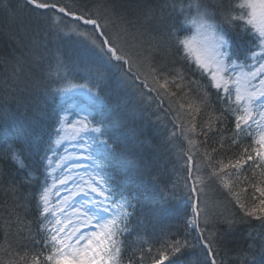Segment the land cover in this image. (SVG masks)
<instances>
[{"label":"trees","instance_id":"16d2710c","mask_svg":"<svg viewBox=\"0 0 264 264\" xmlns=\"http://www.w3.org/2000/svg\"><path fill=\"white\" fill-rule=\"evenodd\" d=\"M47 1L69 12L91 13L92 19L99 16L102 24H108L107 35L133 40L142 76L154 86L145 60L147 45L125 35L109 12L115 6L132 14L137 5L159 8L165 0ZM202 2L215 11L219 22L222 10L217 3L230 9L233 17L247 11L239 6L242 0ZM28 7L25 0H0V264H51L46 260L51 253L39 243L44 233L37 229L36 200L28 197H36L50 180L46 161L65 108L57 91L65 82L55 75L58 62L65 66L62 76L69 74L74 82L90 84L103 100L102 106H92L91 119L104 128L103 138L113 151L99 153L98 158L116 190L110 194L113 201L134 206L128 209L132 213L126 218L128 231L118 237L122 242L119 264H206L198 231L204 233L201 239L219 234L217 264H264V219L255 218L264 217L260 204L264 159L256 156L259 148L252 135L237 133L239 107L233 97L217 90L209 75L174 42L154 57L165 77L155 84L165 109L147 105L129 95L128 87L103 67L96 52L74 37L49 29L45 20L51 18L40 20L37 14L45 15L44 11ZM224 27L232 46L243 53L233 59L245 62L257 49L259 36L244 19ZM84 62L102 67L104 80L94 71L90 76L82 71ZM12 148L21 150L32 174L23 200L20 192L10 190L25 174L9 158ZM42 157L46 159L41 163ZM212 173L216 176L210 178ZM194 205L198 230L189 225ZM225 221L234 224L226 227ZM174 237L187 240L188 249L179 254L172 251L168 244Z\"/></svg>","mask_w":264,"mask_h":264},{"label":"snow or ice","instance_id":"6c2138e0","mask_svg":"<svg viewBox=\"0 0 264 264\" xmlns=\"http://www.w3.org/2000/svg\"><path fill=\"white\" fill-rule=\"evenodd\" d=\"M27 5H31L36 9H49L56 8V5L40 3L38 0H26ZM241 8L250 10L248 12L247 24L253 25L259 33V39L264 43V0H242L239 5ZM217 8L221 9L222 20L219 24L216 22L215 11L209 9L202 0H190L188 3H184L183 0H165V4L159 8H152L148 5H137L135 9L129 11L120 10L113 6L109 12L110 17H114L121 25V31L133 38H139L140 45H147L144 51L147 53L145 60L149 62L148 75L151 76V83L155 85L159 79H165L163 69L154 63V57L161 55V52L166 50L168 45L174 40L176 47H182L186 52L192 54L194 49L192 43L188 39H180L177 35L180 27L184 23L191 24L195 27L197 35L202 32H210L213 36V42L211 50L208 55L202 57L199 54L195 55L196 63L201 68L209 70L212 80L215 82L214 87L217 90H222L226 97L231 95L229 88V80L225 79L228 72H230L234 65L232 58L234 55L243 56L242 52H238L231 44L230 39L227 37V29L224 25L234 26L236 19H243V17H233L230 9H224L222 4L217 3ZM59 12L65 13L69 17H73L83 26L91 25L93 28V35L89 36L85 32L77 33V35L92 49L95 50L97 55L102 58V65L110 72H114L118 75L121 82L129 87L133 91H141L148 89L146 99L151 101V92L158 91L155 86L149 88V80L147 76L141 79L142 73L140 72V65L132 59L130 51H125L119 43H117L118 37H112L107 35V23H101V18L97 16L96 19H92L91 13L77 14L69 12L65 8H59ZM14 14V10L13 13ZM88 17V18H86ZM183 17V20L180 18ZM105 20L108 17L104 18ZM152 31H149V28ZM167 29V31H164ZM63 62H58L55 70V75L66 79V75L62 76L61 70L64 68ZM135 69V70H134ZM261 70H264V65L261 66ZM97 71V78L103 79L104 73ZM256 72L250 73L246 85L242 91L240 81L236 80L235 84V103L238 107L242 108L243 114L235 115V129L237 133L244 131L247 128H251L256 125L259 128L264 125V81L260 82V86L256 87L251 84L252 78L256 76ZM78 87V86H77ZM47 91H51L48 89ZM62 94H68L73 91L72 88L58 89ZM89 92H93L91 88ZM42 94L44 92L42 91ZM174 95V94H173ZM96 103L101 102V98L98 92H94L92 96ZM162 103V102H161ZM85 122L82 127L85 133L91 132L94 135L92 139L93 145H96L98 153H111L113 151L112 145L108 143L105 136V130L101 126H94L91 129L87 126V118H84ZM251 135V133H249ZM261 147H264V133H262L259 139L256 141ZM256 156L264 159V152L257 151ZM9 158L17 165L24 175L20 177L19 184L13 185L11 191L20 192L19 199L26 198L23 193V189L26 188L32 180V174L28 172L27 165L24 163L23 153L20 149L12 148L9 150ZM46 157L41 158V163ZM248 161L253 160L252 155H248ZM235 168V166H233ZM216 176V173H212L210 178ZM62 182V181H61ZM102 184H108V188H104L101 191V196L107 200L109 196H105V192H115L108 180L102 181ZM261 195H264V190H260ZM121 199H124V194L119 193ZM28 199H35L38 209V225L39 232L44 233L39 243L49 250L51 253L46 257L51 264H62V258L71 252L72 254L79 255L81 252H87L91 250L93 258L98 256V264H113L114 256H118L120 253V244L122 243L118 237L125 234L128 231V223L126 218L132 213L127 209L134 208V206L125 201L121 204V208L124 209L117 215L112 214V209L109 206H103L98 204L95 210H89L92 212H81L80 209H74L71 215H64V209L59 210V215L64 218L59 219L55 213H52L49 207V201L47 197V190L42 188L36 197H28ZM261 205H264V200L260 201ZM241 208L244 205H240ZM264 212V208L261 209ZM53 216L52 220H49V215ZM247 216H253V212H247ZM75 217V218H73ZM256 219H264V217L256 216ZM234 222L225 221L226 227H232ZM51 225V226H50ZM189 225L194 229H199V223L196 219L189 221ZM204 233L198 231V239L200 246L206 253V264H217V246L221 243L219 234L214 238L201 239ZM33 243H37L33 239ZM168 244V242H166ZM168 247L179 254L189 247L187 240L174 237L172 242L168 244ZM164 259H168L167 256Z\"/></svg>","mask_w":264,"mask_h":264},{"label":"rangeland","instance_id":"374dc122","mask_svg":"<svg viewBox=\"0 0 264 264\" xmlns=\"http://www.w3.org/2000/svg\"><path fill=\"white\" fill-rule=\"evenodd\" d=\"M47 2L49 1L42 0L40 3ZM183 2L188 3L190 2V0H183ZM256 2L258 3V0H256ZM28 8H31V5H29ZM59 8L61 7L56 5V8L37 9L44 11L45 13V15L37 14V17L43 21L46 18H51V20H45L49 23L47 24L49 29L62 34L65 37H74L80 42L82 46L85 45L87 50L95 52L94 49L87 45L77 35V33L85 32L95 39L92 26L81 25L73 17H69L65 13L59 12ZM246 10L247 11H245V14L240 15V17H243V19L247 22L249 18L248 12L250 10ZM180 19L183 20V17H181ZM216 22L217 24L220 23L218 20H216ZM250 26L252 27L253 31L259 36L256 28L253 25ZM180 28L181 31H179L177 35L180 39L190 40L194 49V53L192 54L186 52L183 49L185 54L190 56V58L195 63L196 54H199L202 57L206 58L211 50V45L213 42L212 34L210 32H202L201 34L197 35L195 27L188 23H184ZM180 32H182V35L180 34ZM124 40H126L124 37H119L117 43H119L121 47L125 49V51H130V53L132 54V59L140 65L141 59L135 52L136 43L130 39L126 40V42H124ZM173 43L174 40L171 42V44ZM132 49L135 52V56ZM232 63L234 67L230 72L227 73L225 79L229 80V88L231 90L230 96L233 97L235 101V84L233 83L234 81H240L242 91L246 85V81L250 73H257L256 76L251 80L252 85L259 87L260 82L264 81V70H261V66L264 65V43L259 41L257 49L254 52L250 53L248 59L245 62H240L232 58ZM196 65L200 67L199 64L196 63ZM82 68V71H88V75L89 73H92V71H94V74L96 75L97 69H99V71H103L102 67L88 64L87 62H84ZM201 69L209 75L212 81V85L214 86L215 82L212 80L210 71L203 68ZM140 72L143 75V71L141 70V68ZM103 73L105 74V72ZM111 74L114 77L115 75L118 76L116 73L114 75V72H112ZM142 75L141 79H144L145 77ZM115 79L119 80L121 86L127 87L121 82L119 77H115ZM64 80L65 82H63V84L58 89L72 88L73 91L69 92L66 95L59 92V102L61 105H65V108L62 112L58 133L54 140L53 152L46 161L50 180L45 189L47 190L50 210L52 213H55L59 219L62 220L64 217L59 215V210L61 208L64 209V215H71L74 209H80L81 212H89V215H91L92 212H90L89 210H95L98 204H102L103 206L110 205L112 214L117 215L118 213L124 211V209L121 208V204L125 202H114L109 192H105V196L110 195L109 199L106 200L104 196H101L100 193L102 189L109 187L108 184H102V181L107 180L106 170L99 161V153L96 150V145H93L92 143V139L94 138L95 134L91 132H88L86 134L84 128L82 127V124L85 122L84 118H87V126L89 129L97 126L91 119V116H93L94 114L92 106H102L103 100L101 97L100 103H96L93 100V93L97 91L92 88L90 84L84 81L79 83L74 82L73 78L69 74L66 75V79ZM152 87L153 86L149 82V88ZM89 88H91L93 92H89ZM221 92L223 93L222 90ZM128 93L129 95L134 96L136 99L145 102L147 105L149 104L153 106L159 104L160 108L165 109L166 105L159 90L150 93V95L152 96L151 101L145 98L148 94V89H144L143 92H141L133 91L128 87ZM240 114H243V112L242 108L239 107V115ZM244 131L251 133V135L257 141L260 135L264 133V125H261L259 128H257L256 125H253L251 128H247ZM258 148L260 152H264V147H261L258 144ZM187 158L188 165L189 167H191L192 157L188 155ZM192 214L193 217L190 218V221L193 219H196L198 221V210L195 205L192 209ZM48 219L52 220L53 216L50 214ZM98 261L99 257L97 256L94 260L91 250H88L87 252H81L79 255L69 252L62 258V264H98ZM113 264H119L117 261V256H114Z\"/></svg>","mask_w":264,"mask_h":264}]
</instances>
